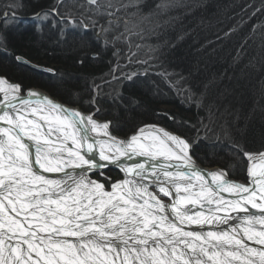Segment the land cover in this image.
<instances>
[{
  "label": "snow or ice",
  "instance_id": "snow-or-ice-1",
  "mask_svg": "<svg viewBox=\"0 0 264 264\" xmlns=\"http://www.w3.org/2000/svg\"><path fill=\"white\" fill-rule=\"evenodd\" d=\"M87 2L114 17L139 0ZM48 19L36 13V27ZM0 51H9L2 35ZM99 111L0 77V264H264V150L229 136L233 161L205 172L188 139L156 125L120 138ZM237 165L241 180L229 171Z\"/></svg>",
  "mask_w": 264,
  "mask_h": 264
},
{
  "label": "trees",
  "instance_id": "trees-1",
  "mask_svg": "<svg viewBox=\"0 0 264 264\" xmlns=\"http://www.w3.org/2000/svg\"><path fill=\"white\" fill-rule=\"evenodd\" d=\"M55 1L0 0V9L14 8L22 15ZM106 2L101 0V3ZM112 2L119 7L129 0ZM78 3L80 5L76 6ZM69 5L74 20H87L85 24L96 28L99 39L93 40V30L92 34L84 35L74 31L70 35L74 44H70L69 51L60 41L46 43L35 33L15 36L7 28L8 33L1 31V35L6 37L9 55L0 57V75L19 82L25 89L40 86L48 90L50 86L52 96L90 110L84 103H73L70 99L79 95L92 96L91 85L87 86V82L97 80L106 70L110 55L114 58L116 53L127 51L129 61L124 64L129 71L136 70L130 62L133 58L142 63L144 73L124 84L122 97L111 98L109 103L96 95V103L103 109L98 116L112 122L113 132L124 136L130 127L152 122L194 142L197 136L190 127H200L202 131L210 117L211 121H216L214 126L221 129L216 130L217 133H229L250 151L264 150V0H139L135 6L121 7L114 17H109L104 9L97 13L87 0H70ZM102 28H110V31L103 33ZM105 36L112 43L105 44ZM18 55L30 61L46 59L70 68V73L67 71L70 79L78 77L65 89V94L70 91L72 97L61 96L65 88L61 80L46 83L36 70L18 64L14 59ZM174 82L181 84L184 90L177 92ZM153 92L157 95L151 99ZM183 92L193 93V101L201 103L202 112L191 107L181 109L185 107L181 104L190 101ZM126 101L127 107L114 108L117 102L126 104ZM159 106L166 109H159ZM210 140L214 143L216 138L210 137ZM224 140L220 138L216 142ZM220 147L205 146L198 153V159L208 166H227L233 157L227 145L225 149ZM229 171L231 177H245L239 165ZM106 175L113 180L118 177L110 171Z\"/></svg>",
  "mask_w": 264,
  "mask_h": 264
},
{
  "label": "rangeland",
  "instance_id": "rangeland-1",
  "mask_svg": "<svg viewBox=\"0 0 264 264\" xmlns=\"http://www.w3.org/2000/svg\"><path fill=\"white\" fill-rule=\"evenodd\" d=\"M56 2L58 4H56ZM69 4H70V0H57V1H55V3L51 2L50 5H47L44 8H41V5H40L39 8H36L35 10H31L28 13L24 12L25 14L22 13V15L16 13L13 10L14 8H12L11 10L2 8V9H0V21H3L5 14H7L9 17V22L6 26L4 24L0 23V27L1 28L5 27V29L8 28L7 30L11 31V34L14 33L15 36H16V34L17 35H21V34L26 35V34L35 33L36 35H38L40 37V39H42L43 42H46V43L47 42L57 43L60 41L59 43L64 45L66 48H69V51H70V44H72V45L74 44L72 41H70V35H72L71 33H73L74 31H77L79 34L84 35V34H92V30H93V31H95V35L93 37V40L95 41V39H96L95 37H98V32L96 31V28L91 29L90 26H88L87 28L84 27V24L88 23L87 20L79 19V20L75 21V24H68L66 21L61 20V17L70 14V5ZM79 5L80 4L78 3L76 6H79ZM16 6L17 5H15V7ZM53 8L58 9L59 15L53 16V14L51 12V9H53ZM42 11L49 12V19L47 21L41 23L40 28L38 29L36 27L37 21L34 20V16L36 13H39ZM81 21H84V24H81L80 23ZM61 28L63 29V33H61ZM263 34H264V30H263ZM0 35H1V31H0ZM2 36H3V34H2ZM82 38H87V37H82ZM84 50H85L84 53H86L87 48ZM116 54L117 55L114 58L112 57V55H110L111 58L108 59L110 63H107L106 70H104V72L99 75V78L97 80H95V81L90 80L89 82H87V84H88L87 86L91 85V88L93 91L92 96L98 95L103 101H105L107 103L110 102L108 100H110L111 98H114L116 96L122 97L121 93H122L124 84L130 83V81H132L131 79L138 77V74H140V73H144L142 70V68H143L142 63L134 60L133 58H130V59H132L130 62L132 63L133 66L136 67V70H134V72H132V73L129 71V67L124 64L126 61H129L128 57L130 54H128L127 51H124L120 55H119V53H116ZM8 55H9V51L7 53L0 51V57H7ZM18 56H21V55H18ZM21 57L24 58V62H17L16 58H14V59L18 64H21V65H24L30 69L36 70L37 73H39L40 79L42 81L46 82V81L50 80L54 83V79L56 81L61 80V84H63L65 86V88H63L65 92L63 91V93H61V96L66 97V98H70V95H71L69 93L70 91H68V94H65L67 92L65 89L70 87V82L74 83L77 80L76 78H78L75 76L76 78L72 77L70 79V75L67 74L68 72L70 73V71H69L70 68H68L66 66H65L66 68L64 66H59L58 64L47 61L46 59H42L41 61H34V60L30 61L27 58H25L24 56H21ZM60 67H61V70H60ZM38 69H40V70H38ZM49 69H54L55 72L54 73L49 72L48 71ZM64 73L66 76L64 75ZM1 76H3V75H1ZM66 77L68 78V80L64 79ZM51 78H53V80ZM10 81H12V80H10ZM12 82L19 83L16 81H12ZM173 84L175 85L177 92H182V90H184L183 86L181 84H178V82L177 83L174 82ZM97 86L100 89L99 93L94 91V89ZM30 88H36V89L42 90L45 93H47L50 97H53L55 100H57L59 102H63V101H61V98H59L57 96H52V94H51L52 88L50 86H48L49 91L47 89L41 88L40 86L29 87L26 89H30ZM183 93L188 99H190V101L185 99L186 102L183 101L185 104H181V105H184L185 107L180 106L181 109L184 111L185 110L184 108L191 107L193 110H198L200 112L201 111V103H197V102L193 101V99H194L193 93H186V92H183ZM74 94H78V93H74ZM156 95H157L156 92H153V94H150L151 99L153 97H155ZM92 96L88 97L86 95L85 96L79 95V96L72 97V95H71L72 98L70 99V100L73 99V103H77V102H81V104L84 103V106L87 108H90V110H85L78 104H70V103L67 104L64 102L63 103L67 104L68 106L77 107L81 111L86 112V113L90 112V111L95 112L96 107H99L98 106L99 104L98 103H95V104L89 103V100L92 98ZM158 98H160V96H158ZM181 100H182V98H181ZM117 103H116L114 108L115 109L117 108L118 110L125 108L129 105V103L127 101H126V104L125 103H118L117 104ZM177 104L179 105V103H177ZM132 105H134V102ZM158 108L159 109H166V107H164V106H159ZM99 109H100V107H99ZM101 110H103V109H100V111L98 113L102 112ZM98 113L96 114L97 119H99L101 121H108L107 119L99 118ZM211 119L212 118L209 117V120L206 121L205 127L202 130L203 132L201 131V129H199L200 127H198V128L190 127V128H192V133H194V135L197 136V138H194V139L192 138L194 142H191V149H190L191 155L196 160V163L202 168H220V166H217V165L208 166V165H205L202 162H200V160L198 159V156H200V155L198 153H200V150H204L205 146L209 147L212 145L213 148L215 146L217 148L221 146L220 148H223V149H225L226 145L228 148L230 147L229 138H228V136H230V135L226 136L225 134L223 135V133H221V132L217 133V131L218 130L221 131V129H220V127L216 128L214 126V125H216V123H215L216 121L214 119L211 121ZM150 124H156V125L162 126V127L166 128L167 130L171 131L172 133L178 134L175 131H173V130H171V129L163 126V125H160L158 123L146 122V123L140 124L139 126H136V127H132V128L130 127L127 130L128 131L127 134H125L122 137H126L129 134L135 132L138 128H140L144 125H150ZM126 126H128V125H126ZM112 133L119 136V134H116L113 131H112ZM220 136H222V137H220ZM223 136H225V137H223ZM210 137L216 138V140L214 141L215 144L211 142ZM220 138H224L225 140L223 142L218 141L219 143L216 142L217 139L219 140ZM226 141H227V144H224V142H226ZM194 150H195L196 154H194L195 153ZM206 161H209V160H206ZM103 171L106 175V172L109 170L105 169ZM244 172H245V177H246V169L244 170ZM93 178H97V177L94 176ZM231 178L235 179V180H241L242 179V178L239 179V178H234V177H231Z\"/></svg>",
  "mask_w": 264,
  "mask_h": 264
},
{
  "label": "bare ground",
  "instance_id": "bare-ground-1",
  "mask_svg": "<svg viewBox=\"0 0 264 264\" xmlns=\"http://www.w3.org/2000/svg\"><path fill=\"white\" fill-rule=\"evenodd\" d=\"M4 28V27H3ZM3 28H1L0 27V31H5L6 29H3ZM7 31V30H6ZM7 33H8V31H7ZM0 77H4V76H1L0 75ZM9 80V79H8ZM10 81V80H9ZM10 82H12V81H10ZM14 83V82H13ZM31 90H34V91H37V92H39V93H41L42 95H47V96H49L47 93H45L44 91H42V90H39V89H36V88H30ZM27 90H29V89H26L25 90V94H26V92H27ZM50 97V96H49ZM50 98H52V99H54L53 97H50ZM55 100V99H54ZM57 101V100H56ZM59 102V101H58ZM63 103V102H62ZM65 106H68L67 104H65ZM68 107H72V106H68ZM72 108H77V107H72ZM97 119V118H96ZM98 121H100V122H105V121H101V120H99V119H97ZM150 125H156V124H150ZM156 126H158V127H161V128H163V129H165V130H167L166 128H164V127H162V126H159V125H156ZM143 127V126H142ZM167 131H169V130H167ZM169 132H171V131H169ZM134 133V132H133ZM133 133H131V134H133ZM172 133V132H171ZM131 134H129L128 136H130ZM115 135V134H114ZM115 136H117V137H120V138H127L128 136H126V137H122V136H118V135H115ZM197 164V163H196ZM197 167L198 168H200L201 170H203V171H205V172H211V171H215L217 168H202V167H200L198 164H197ZM105 170V169H104ZM106 170H109L110 172H114V173H116L117 175H118V177L116 178V180H118V179H121V178H123V173H121L120 171H119V169H117V168H115V167H108V168H106ZM108 172V171H107ZM46 175H56V174H46ZM209 179H210V177H209ZM165 199H167V198H165Z\"/></svg>",
  "mask_w": 264,
  "mask_h": 264
}]
</instances>
